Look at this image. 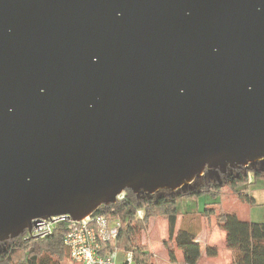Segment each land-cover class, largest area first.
I'll return each mask as SVG.
<instances>
[{
  "label": "water",
  "instance_id": "water-1",
  "mask_svg": "<svg viewBox=\"0 0 264 264\" xmlns=\"http://www.w3.org/2000/svg\"><path fill=\"white\" fill-rule=\"evenodd\" d=\"M256 161L264 0H0V242Z\"/></svg>",
  "mask_w": 264,
  "mask_h": 264
},
{
  "label": "trees",
  "instance_id": "trees-1",
  "mask_svg": "<svg viewBox=\"0 0 264 264\" xmlns=\"http://www.w3.org/2000/svg\"><path fill=\"white\" fill-rule=\"evenodd\" d=\"M264 181V161H256L245 167L228 168L225 174L209 176L205 173L187 187L175 191L161 189L153 194L132 193L126 190L125 198L115 204L102 205L100 213H110L120 222L116 247L121 251H131L139 264H151L152 255L141 240V234L152 220H164L168 225V242L181 251L184 264H198L201 251L196 242L198 229L193 223L176 230L180 215L177 200H195L208 193L219 196L223 188L229 189L235 198L244 204L255 206V199L247 194V189L256 180ZM141 210L143 218H136ZM201 217L214 218L216 225L225 234L226 247L232 252L233 264H264V222L241 221L234 213L222 212L219 201L206 205ZM192 220V219H191ZM194 221V220H193ZM192 221V222H193ZM64 229L57 227L43 238L24 240L23 235L0 242V264H66L69 260L67 248L63 244ZM169 248L167 242L164 243ZM207 255L216 256V249L207 247ZM170 259L174 260L170 252Z\"/></svg>",
  "mask_w": 264,
  "mask_h": 264
},
{
  "label": "built area",
  "instance_id": "built-area-1",
  "mask_svg": "<svg viewBox=\"0 0 264 264\" xmlns=\"http://www.w3.org/2000/svg\"><path fill=\"white\" fill-rule=\"evenodd\" d=\"M125 195V191L118 194L115 203L122 201ZM113 211L110 209V213L104 214L97 209L81 220L65 215L43 219L32 226L30 232L25 231L23 239L43 238L55 228L62 227L63 244L73 264H139L131 251H121L116 247L120 222L114 218ZM136 218H143L141 210L136 212Z\"/></svg>",
  "mask_w": 264,
  "mask_h": 264
},
{
  "label": "rangeland",
  "instance_id": "rangeland-1",
  "mask_svg": "<svg viewBox=\"0 0 264 264\" xmlns=\"http://www.w3.org/2000/svg\"><path fill=\"white\" fill-rule=\"evenodd\" d=\"M247 192L256 200V206L251 207L246 204H241L236 200L229 189L223 188L220 195L218 196L220 209L222 210V212L234 213L241 221L264 222V181L262 179L256 180L254 184L248 187ZM183 201L184 202L177 203L178 212L182 215L188 209L191 211L195 210L196 206L198 208V211L202 212L204 209V204L211 203L213 200L210 195L204 194L198 197L196 200ZM187 203H192L193 209H191ZM153 221H155V223H149L144 232L141 234V240L143 244L147 246L148 252L152 255L151 264L180 263V261H182V254L174 243L168 242V233L166 231V228H164L163 226L167 225L166 221H163L161 219L152 220V222ZM190 223H193V225L195 224V227L198 228V226H202L203 220H199V218L198 220L192 218V220L190 221L185 220L181 226L184 227ZM206 227L207 243H214L218 246H220L222 243H225V234L218 226L213 223L214 229L212 230L209 228V223L206 222ZM165 242H167L169 248L165 247ZM170 252L174 257V260L170 259ZM66 264H70V262H68L67 260ZM198 264H203V261L199 260ZM220 264H224L223 252H221L220 256Z\"/></svg>",
  "mask_w": 264,
  "mask_h": 264
},
{
  "label": "crops",
  "instance_id": "crops-1",
  "mask_svg": "<svg viewBox=\"0 0 264 264\" xmlns=\"http://www.w3.org/2000/svg\"><path fill=\"white\" fill-rule=\"evenodd\" d=\"M222 191V190H221ZM221 191H220V193H221ZM220 193H219V195H220ZM248 193V192H247ZM207 195H209L208 193H206ZM249 194V193H248ZM202 195H204V194H202ZM202 195H200V196H202ZM200 196H198V197H200ZM234 196V195H233ZM197 197V198H198ZM235 197V196H234ZM196 198V199H197ZM195 199V200H196ZM183 200H186V199H178L177 200V203L178 202H184ZM212 202H214V201H217L218 200V196L217 197H212ZM237 200V199H236ZM238 201V200H237ZM211 202V203H212ZM239 202V201H238ZM211 203H206V204H204V208L206 207V205H210ZM220 203V202H219ZM255 203H256V205H257V202H256V200H255ZM188 204V206H190V208L191 209H193L192 208V203H187ZM241 204H244V203H241ZM246 205H248V204H246ZM255 205V206H256ZM248 206H251V205H248ZM251 207H254V206H251ZM186 209H188V208H186ZM204 210V209H203ZM200 211H198V208H197V206H196V209L195 210H187L183 215L182 214H180L179 216H178V220H177V223H176V230L179 228V227H181V225L183 224V222L185 221V220H188V221H190L192 218H195V219H197L198 220V218H199V220L201 219V220H203V224H202V226H198V235H197V240H196V242L199 244V246H200V251H201V256H200V260H202L203 261V264H220V256H221V252H223V255H224V264H233V262H232V252H231V250H229L226 246H225V243H222L220 246H218V245H216V244H214V243H207V240H206V229H207V227H206V222L207 223H209V228L210 229H214V227H213V223L216 225V223H215V219L212 217V218H209V219H207V218H204V217H201L200 216ZM164 221V220H163ZM151 223H155V221H151L150 222V224ZM167 223V222H166ZM164 226V228H166V231H168V225H163ZM217 226V225H216ZM168 233V232H167ZM202 246H203V248H202ZM207 247H210V248H215L216 249V256H214V257H211V256H208L207 255V252H206V250H207ZM70 264H73L72 262H70ZM178 264H184V262H183V258H182V261H180V263H178Z\"/></svg>",
  "mask_w": 264,
  "mask_h": 264
}]
</instances>
